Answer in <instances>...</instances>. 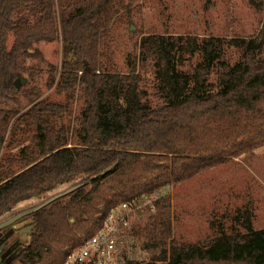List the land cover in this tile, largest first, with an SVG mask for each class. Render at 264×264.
Wrapping results in <instances>:
<instances>
[{
    "label": "trees",
    "instance_id": "obj_1",
    "mask_svg": "<svg viewBox=\"0 0 264 264\" xmlns=\"http://www.w3.org/2000/svg\"><path fill=\"white\" fill-rule=\"evenodd\" d=\"M113 3L0 0V154L18 150L0 158V217L79 178L91 180L89 189L34 214L30 241H18L6 264H61L115 206H138L163 187L264 146V30L234 38L149 33L119 70L107 61ZM42 42L62 44L49 82L66 97L25 94L26 108L20 93L43 72L33 63L45 61ZM197 54L202 61L185 70ZM142 72L154 75L155 99ZM78 91L84 105L72 119ZM244 217V229L232 225L207 245L172 241L142 264H264V229Z\"/></svg>",
    "mask_w": 264,
    "mask_h": 264
},
{
    "label": "rangeland",
    "instance_id": "obj_2",
    "mask_svg": "<svg viewBox=\"0 0 264 264\" xmlns=\"http://www.w3.org/2000/svg\"><path fill=\"white\" fill-rule=\"evenodd\" d=\"M254 1L262 8L251 0H114L106 35L107 61L119 70H126L127 56L138 51L139 39L149 33L197 35L201 38L253 36L264 30V0ZM13 40L14 37L10 36V44ZM38 47L45 61L33 63L43 72L36 82L26 84V81L22 88L20 98L26 108L30 107V100L25 94L30 98L41 94L42 99L55 101H63L66 97L49 82L50 66L61 64L62 44L42 42ZM237 58L235 53L233 59ZM200 61L202 57L197 54L185 63L184 69H192ZM142 75L146 78L144 88L150 99H155L154 75L151 72H142ZM75 94L72 119L84 105L79 96L83 92ZM70 142L75 143L76 139L71 138ZM7 152L11 150L5 149L0 158ZM11 153L15 156L18 150L13 149ZM90 187L89 177L79 178L42 198L22 202L15 210L0 217V222L50 197L66 193L60 199L63 200L79 188ZM137 207L132 225L137 239L134 252L140 264L149 262L172 241L178 246L207 245L223 229L229 232L232 225L244 229L241 227L244 214L251 215L254 229H264V146L163 187L144 197ZM31 223L32 216H28L17 222L16 228H28ZM29 233H16V238L24 245L30 241ZM165 237L168 242L162 245Z\"/></svg>",
    "mask_w": 264,
    "mask_h": 264
},
{
    "label": "built area",
    "instance_id": "obj_3",
    "mask_svg": "<svg viewBox=\"0 0 264 264\" xmlns=\"http://www.w3.org/2000/svg\"><path fill=\"white\" fill-rule=\"evenodd\" d=\"M137 209L129 203L115 206L103 227L87 237L61 264H133L138 259L134 252L137 239L132 225Z\"/></svg>",
    "mask_w": 264,
    "mask_h": 264
},
{
    "label": "water",
    "instance_id": "obj_4",
    "mask_svg": "<svg viewBox=\"0 0 264 264\" xmlns=\"http://www.w3.org/2000/svg\"><path fill=\"white\" fill-rule=\"evenodd\" d=\"M131 29H134V27L132 26ZM27 80L24 78L22 80L18 79L16 80V85L17 86H21V83H25ZM66 193H62L59 194L57 196H53L50 197L32 207L29 208H25L23 210H20L18 212H16L15 214H13L12 216H10L9 218L5 219L4 221L0 222V237L3 235V231L9 227H16V223L19 222L20 220H22L25 217L28 216H33L34 214L40 212L41 210L48 208L49 205L57 202L58 200H60ZM34 225L31 224L28 226V228H20L19 229V233L21 234L22 232H31V230L33 229ZM6 238V236L1 237L0 238V243H2V241ZM6 246V244H3L0 247V264H6L5 261H3V257L1 256V253L4 249V247Z\"/></svg>",
    "mask_w": 264,
    "mask_h": 264
},
{
    "label": "flooded vegetation",
    "instance_id": "obj_5",
    "mask_svg": "<svg viewBox=\"0 0 264 264\" xmlns=\"http://www.w3.org/2000/svg\"><path fill=\"white\" fill-rule=\"evenodd\" d=\"M18 232H19V229L16 227H9L3 231V235L1 237L6 236V238L2 241V243H0V247L3 244H6V246L4 247V249L1 253V256L3 257V261H5V259L12 253V250L14 249L15 245L17 244L18 240H17L16 236H18L20 234Z\"/></svg>",
    "mask_w": 264,
    "mask_h": 264
},
{
    "label": "bare ground",
    "instance_id": "obj_6",
    "mask_svg": "<svg viewBox=\"0 0 264 264\" xmlns=\"http://www.w3.org/2000/svg\"><path fill=\"white\" fill-rule=\"evenodd\" d=\"M79 186H81V184Z\"/></svg>",
    "mask_w": 264,
    "mask_h": 264
}]
</instances>
